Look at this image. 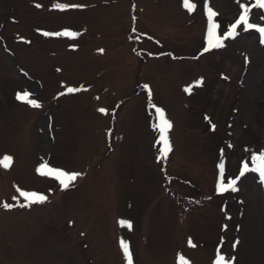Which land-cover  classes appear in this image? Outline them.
Wrapping results in <instances>:
<instances>
[{"label":"rangeland","instance_id":"1","mask_svg":"<svg viewBox=\"0 0 264 264\" xmlns=\"http://www.w3.org/2000/svg\"><path fill=\"white\" fill-rule=\"evenodd\" d=\"M192 3L0 0V264H264V9Z\"/></svg>","mask_w":264,"mask_h":264},{"label":"snow or ice","instance_id":"2","mask_svg":"<svg viewBox=\"0 0 264 264\" xmlns=\"http://www.w3.org/2000/svg\"><path fill=\"white\" fill-rule=\"evenodd\" d=\"M239 2V0H238ZM39 6V5H38ZM57 7L60 8H67L69 7L68 5H57ZM185 7L189 10L192 11L195 9V4L192 3V0H185ZM255 7L260 8V9H264V0H255ZM243 11L242 14L239 16V18L237 19V21L231 26V30L227 33L228 36H234L236 34V29L237 27H239L240 25H245L247 28H257V30L261 33H264V26H257L253 23L250 22V12H251V8L247 5L242 6ZM208 14L210 18L215 17L216 15H218V13H216L215 11H213L210 7L208 9ZM218 25L213 23L212 24V28L209 32V40H208V44L210 48H217V47H222V42H221V38L219 36L216 35V29H217ZM75 35V33H47L45 32L44 35ZM102 51V50H101ZM202 83V81H198L197 84ZM68 91H76V89H68ZM186 91H191V88L186 89ZM29 93L25 92L22 96L18 97L20 99H26L29 97ZM29 103L33 104L34 106H39L36 104V102L34 100H29ZM100 111H105L104 109H101ZM160 117L162 118L161 120V125H160V129L163 132H167V130H169L171 128V123L169 121H167L166 119H163V110H158ZM214 127V126H213ZM163 143L165 145V152L170 151L171 150V146L170 143L167 141V138L164 137L163 138ZM252 159L255 161V167L253 168H249V164L247 162H245L243 164V171L241 173V175H243L244 173L248 172V171H255L258 172L260 174V176L262 178H264V152L258 153L255 156L252 157ZM12 161V157L10 156H5L3 159H0V166H3L5 168L9 167ZM47 167V166H45ZM221 168H223V165H221ZM42 174L45 175H51L53 177H55L60 184L64 187V188H68L70 186V184L75 181L77 179V176L80 175L79 173H68L66 171L60 170V169H52V168H48L47 172H42ZM236 180H232V182L225 187L223 183H221V191H227V190H232V191H236ZM20 195L24 197V199L26 201H28L29 205L31 203H37V202H44L47 197L43 194L40 193H36V192H27V191H21ZM15 199V197H14ZM24 206V205H21ZM3 207L8 209L13 207V205L8 204V203H3ZM123 249L125 254L128 256L129 259V264H131V255L129 253L128 250V246L127 244H123ZM180 264H190L189 261L185 260L184 257H180ZM216 264H232L231 258H225L223 255H221L218 260L216 261Z\"/></svg>","mask_w":264,"mask_h":264}]
</instances>
